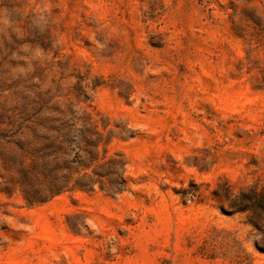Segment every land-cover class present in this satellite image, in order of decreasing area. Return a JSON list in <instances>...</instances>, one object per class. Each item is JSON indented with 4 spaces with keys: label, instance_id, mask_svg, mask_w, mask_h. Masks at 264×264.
<instances>
[{
    "label": "rangeland",
    "instance_id": "374dc122",
    "mask_svg": "<svg viewBox=\"0 0 264 264\" xmlns=\"http://www.w3.org/2000/svg\"><path fill=\"white\" fill-rule=\"evenodd\" d=\"M227 186L264 188V0H0V264H264Z\"/></svg>",
    "mask_w": 264,
    "mask_h": 264
},
{
    "label": "trees",
    "instance_id": "16d2710c",
    "mask_svg": "<svg viewBox=\"0 0 264 264\" xmlns=\"http://www.w3.org/2000/svg\"><path fill=\"white\" fill-rule=\"evenodd\" d=\"M46 131V134L48 135V129L44 128ZM56 136L54 138V141L52 144L54 147L63 155L62 159V165H65L67 162V159H65V156L68 155V151L72 150V147L78 148L80 151L87 153L88 155L90 154L91 149H86L82 147V138L80 136L81 131H78L79 135H73L75 134V131H70L68 129L66 130H56ZM45 139V138H44ZM86 141V140H85ZM93 146V144H91ZM95 147V146H93ZM53 151V148L52 150ZM58 158L56 154H45L42 156L41 161L42 164L47 167V170L49 168V172L51 174H54L57 172L58 174H62L61 172L64 171V173L61 175L62 177V184L60 185V188H57L56 190H50L49 188V193L50 196L57 195L71 186V180L68 178L67 174H71L72 170L71 168L64 166V170H57V169H52L55 162V160ZM103 159V158H102ZM111 161H106L103 162L102 164H108L109 162H114L115 166H118V168H122V165L120 164V161L117 158H111L109 159ZM99 162L98 158L92 159L88 165H83L80 172H82V179L85 178L86 182H80V181H75L72 187L78 188L80 190L87 189V191H92L93 190V185L95 181L93 180L92 176L87 172V169H89L94 163ZM18 165L20 168H22V173L26 174L30 172V170H34V163L31 161V163L26 164L23 160L18 161ZM45 167V168H46ZM36 170V169H35ZM54 171V172H53ZM95 175V172H93ZM59 179H56V183H58ZM115 181V179H114ZM82 183V184H81ZM86 183V184H85ZM117 185V182H114ZM216 196H219L216 194ZM220 197V196H219ZM222 197L229 202L230 208L232 209L233 212H240V213H245L248 215V223L252 225L254 228L257 230H260L264 234V188H252L246 191H240L237 195H233L231 193L230 186H227L226 189L224 190Z\"/></svg>",
    "mask_w": 264,
    "mask_h": 264
}]
</instances>
